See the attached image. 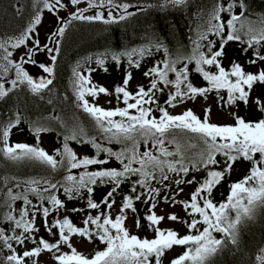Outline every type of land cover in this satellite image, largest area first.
I'll use <instances>...</instances> for the list:
<instances>
[{
  "label": "snow or ice",
  "instance_id": "1",
  "mask_svg": "<svg viewBox=\"0 0 264 264\" xmlns=\"http://www.w3.org/2000/svg\"><path fill=\"white\" fill-rule=\"evenodd\" d=\"M82 3L87 7H79ZM165 3L175 6L185 4L186 0H165ZM69 6L74 11L68 19L60 17L58 13ZM237 6L246 8L243 0L239 3L230 0L226 5L218 0L207 29L198 34L191 54L171 59L167 48H163L165 58L154 62L143 73L149 79V85H138L135 92L128 90L131 72H126L122 83L110 92L106 87L92 83L90 77L95 69L88 68L87 74L74 69L76 106L92 118L98 137L89 136L78 126L72 127L63 135L62 146L50 154L40 146L41 134L50 128L39 120L31 124L36 137V143L32 145L10 143L12 128L22 120L18 112L0 122V155L13 162H38L47 170L45 175L25 180L0 176V264H39L38 258L45 251L52 255L55 264H163V257L174 246H181L184 251L170 264H208L227 241L237 243L236 226L243 217L250 218L255 207L264 205V93L254 99L251 96L255 85H264V27L257 31L249 26L244 31L245 24L251 22L244 11L239 16L234 13ZM34 7L36 11L18 35L0 36V100L21 85L39 95L53 84L60 38L65 35L71 20L109 24L134 14L129 11L132 5L128 0H67V3L65 0H35ZM43 10L56 15L60 25L46 38L56 42L54 48L42 44L36 34ZM90 12L93 14H88ZM222 12L229 14L227 21L221 18ZM260 21L264 25V17ZM209 35L219 39V48L217 41L209 39ZM232 41L246 44L245 54L252 51L247 63L257 67L255 72L247 71L236 61H232L228 69L222 66L224 46ZM29 42L31 47H28ZM21 46L26 51L19 61H15L13 50ZM162 47L155 45L157 51ZM44 51L50 55L48 64L35 60L36 54ZM108 55L105 53L97 58L96 64L102 67ZM145 55H151L147 47L111 53V59L119 65L121 58L126 57L129 67L140 68ZM25 64L38 66L47 77L34 79L25 70ZM178 64L182 66L178 67ZM190 65H194V71L206 82L204 86L192 82ZM170 74L174 78H170ZM210 93L215 94L222 110L243 103L255 108L261 118L249 120L232 112L231 124H216L208 118L210 108L204 109L203 119L192 109L179 114L168 110L197 97L206 99ZM99 94L114 95L117 106L106 109L86 98H95ZM165 94L167 99L161 104L160 95ZM120 104L124 106L120 107ZM69 141L90 144L96 150L95 155H78L69 146ZM113 143L120 145L119 150L105 146ZM113 159L119 167H108ZM240 159L250 162L247 174L229 185V194L224 201L214 202L213 189L231 173ZM61 171L65 173L62 179H56L55 174ZM201 172L206 173L202 179L198 180L196 175L185 179L190 173ZM126 182L128 193L123 194L119 210L113 216L111 210L117 203L115 195ZM173 183L176 186L198 185L187 200L177 201L175 195L178 193L163 197L169 204H181L190 218L182 221L188 229L185 235L160 228L165 217L154 211L161 189L166 190ZM97 185L111 186L99 202L93 198ZM61 189L69 200L78 197L86 200L89 212L82 227L68 216L49 221L54 213L66 210L65 202L56 195ZM182 191L183 188H179V192ZM30 196L35 197V203ZM17 201L22 202L19 208L15 207ZM137 202L145 205L143 223L135 207ZM90 210H96V215L93 216ZM82 211L84 209L76 207L71 209L73 213ZM129 211L136 216V227L149 228L154 233L153 238H141L130 232L126 226ZM233 211L234 218L230 215ZM37 217L43 218L45 230L55 238L54 242L42 236L37 239ZM167 219L180 221L175 213ZM214 233H222L224 239H217ZM73 236L82 237L88 243L98 240L104 247L85 254L73 246ZM28 243L33 246L28 248ZM256 261L264 264V254L257 255Z\"/></svg>",
  "mask_w": 264,
  "mask_h": 264
},
{
  "label": "trees",
  "instance_id": "2",
  "mask_svg": "<svg viewBox=\"0 0 264 264\" xmlns=\"http://www.w3.org/2000/svg\"><path fill=\"white\" fill-rule=\"evenodd\" d=\"M128 2L132 5L131 12L134 14L122 21L109 24L100 21H70L65 35L60 38V51L56 53L57 61L54 65V76L52 77L53 84L50 85L48 89L43 90L41 94L37 95L33 94L26 85H21L13 93H10L3 100H0V122L7 121L9 117H12L17 112L22 116L20 124L11 130L10 143L35 144L36 137L31 130V124L33 121L37 120L50 128V131L42 133L40 136V146L43 147L42 140L46 139L51 150L43 148L50 154H53L55 149L62 146L63 135L72 127L78 126L79 128H83L89 136L98 137L99 133L93 127L94 122L92 118L81 108L76 106L73 85L75 77L73 75V70L76 69L77 71L87 74L88 68L95 69L90 77L92 83L104 86L106 82L111 85V90H113L115 85L122 83L126 72H131L132 79L129 82L128 90L130 92H135L137 88L131 89V85L135 84L136 79L142 76L154 62L165 58L163 48H167L169 58L171 59H175L178 55L191 54L194 41L198 39V34L200 32L206 31L208 19L218 0H186L185 4L175 6L166 4L165 0H128ZM220 2L226 5L230 0H220ZM34 3L35 0H0V36L18 35L20 31L27 26L32 15L36 11ZM237 3H239V0H237ZM243 3L246 8L242 9L237 6L234 8V13L239 16L240 13L244 11L245 17L251 22L250 25L245 24L244 31H246L249 26L259 31L261 27H264L260 21V18L264 17V0H243ZM44 11L45 10H43L42 14ZM221 18L227 21L229 19V14L222 12ZM237 26L239 27V25ZM209 39L216 40L217 48L220 47V42L217 37L209 35ZM156 44L163 46L160 51L156 50ZM144 47L150 49L151 55H145L141 59L140 68H135L134 66L129 67L126 57L121 58V63L119 65L111 59V53ZM246 47V44H241L239 42H228L224 46L222 66L228 69L230 68L231 62L236 61L244 66L247 71L255 72L257 67L247 63L252 56V51L249 50L247 54H245L243 49ZM203 50L206 51V48ZM105 53L109 55L105 58L104 65L102 67L98 66L96 64L97 58ZM177 66L180 67L182 65L178 64ZM190 69V79L192 82L197 86H204L206 82L194 71V65H190ZM170 78H174V75L170 74ZM141 85L147 87L149 85V79L146 78ZM261 93H264V85L257 84L254 86L251 96L254 99L261 95ZM100 97H102V94H99L95 98L90 96L86 98L90 103L96 104V100ZM208 98H213L216 101L214 93H210L206 99ZM166 99V94L160 95L161 104H163ZM200 99L205 98L197 97L195 100H187L177 107L169 108L168 110L172 114H175V111L185 103ZM119 106L123 107L124 105L120 104ZM217 106H219L218 103ZM104 108L108 109L114 107ZM229 109L238 111L240 116L249 120L261 118V114L256 111L255 108L246 106L243 103H240L235 108ZM154 115L158 117L159 113L154 112ZM52 116L60 117L61 119H45ZM69 146L76 153L79 152L83 154V156L88 155L91 157L95 155L96 150L88 143L78 144L75 141H69ZM105 146L111 147L113 150H119L120 148V145L114 143L106 144ZM141 151H143V145H141ZM218 159H220V157H218ZM240 165H243L246 171L239 180L247 174L251 166L250 162H246L243 159L238 160L234 164L231 173L213 189L212 198L214 202L218 203L226 199L229 194L230 184L226 186L223 191L220 192V190L225 186V182L231 176L234 169ZM108 167H119V164L113 159ZM74 171L78 172L82 170ZM45 174H47L45 166L40 165L38 162H13L0 155V176L7 175L25 180L30 177H38ZM64 174L65 173L61 171L55 174V178L62 179ZM193 175H196V178L199 180L202 179L206 173H190L185 179H191ZM154 186L160 187L155 184ZM186 186H190L191 188L189 193L190 197V194L198 185L195 183L192 185L185 183L176 186L173 183L166 190L163 188L161 189L160 197L157 202L160 200L161 196H165L164 192L166 193L168 190L179 189ZM110 187V185H97L93 198L99 202L110 190ZM128 190L129 185L126 182L115 195L117 201L116 205L120 206L122 196L128 193ZM56 195L65 202L66 208H81L88 214L89 210L86 208V200L84 198L78 197L69 200L64 196L62 189L56 192ZM84 195H86V193ZM189 197L187 199H189ZM30 199H33L34 203L36 202L35 197L30 196ZM21 204V201H17L15 207L19 208ZM135 207L138 211H145V205L139 202L135 204ZM90 211L91 214L96 213V210ZM129 213L131 212L129 211ZM55 214L57 213L53 215ZM230 215L234 218L235 212H231ZM187 219L190 218L187 216ZM42 223H44L43 218L37 217L36 226L39 229L37 237H39L41 233L40 227ZM236 233L237 243L233 244L230 240L227 241L222 249L210 258L208 264H257V255L264 254V252H262V250H264V205L255 207L250 218L243 217L241 222L236 226ZM214 236L217 239H224L222 233H214ZM32 246L31 243L27 244V247ZM97 247L103 248L104 245H101L98 241L94 249ZM174 247L178 250L177 254L167 261H164V256L163 264H170L172 259L182 254L184 251V248L181 246ZM20 250L22 251L23 249Z\"/></svg>",
  "mask_w": 264,
  "mask_h": 264
},
{
  "label": "rangeland",
  "instance_id": "3",
  "mask_svg": "<svg viewBox=\"0 0 264 264\" xmlns=\"http://www.w3.org/2000/svg\"><path fill=\"white\" fill-rule=\"evenodd\" d=\"M65 3H67V0H65ZM79 7H87V4L82 3L81 5H79ZM72 11H74V9L71 6H69L67 9L61 10L58 13V15L60 17H64L65 19H68L69 14ZM129 11H132V8H130ZM93 12H90L88 14H93ZM59 26L60 25L57 22V16L45 10L41 16V23L37 26V33H36L38 35V38L41 40L42 44L47 43L50 47H53V48L56 47V42L54 40H48L46 38L49 37L52 33H54ZM31 46L32 45L29 42L28 47H31ZM25 51L26 49L23 46H21L19 49L13 50L12 59L15 61H19V58L24 54ZM35 60L38 61L39 63H45V64H48L51 62L50 55L46 51L37 53L35 56ZM24 67H25V70L28 71L29 74L36 80H38L41 76L47 77V74L43 73L42 70L39 69L38 66L36 65L25 64ZM144 80H146L144 75L138 77L136 79L135 84L133 85H131L132 83L130 84L131 89H135L137 88L138 85L143 84ZM7 86L8 85H6V87ZM104 87L109 89L110 92L112 91L111 85L106 82L104 83ZM109 101H111V103H109ZM95 103L99 106H104V107H115L117 105V101L114 95H104V94H102V97L96 100ZM205 108H210L211 111L209 113L208 118L210 122L216 123V124H231L233 122V118L230 115V113L238 112L233 109L222 110L220 109L219 106H217V102L213 98H208V99H200V100L185 103L184 105H182L179 109L175 111V114H179L187 109H192L195 112V114H197L201 119H203L205 115L204 113ZM42 145L44 148L51 150L50 145L48 144L46 139L42 140ZM77 154L83 156V154L79 152H77ZM245 171L246 169L243 165L237 166L234 169L231 176L225 182V186L220 190V192L223 191L226 188V186H228L229 184L239 180V178L245 173ZM190 189H191L190 186L183 187L182 192H179V189H171V190H168L166 193L164 192V195L178 193L175 195V199L177 201H183L189 197ZM163 197L164 196H161L160 200L157 202V207L154 209L157 215L165 217V219L161 221L159 227L162 229L175 230L180 235L187 234L188 232L187 226L186 224L182 223V221L187 219V213L183 210L182 205L179 203L174 204V205L169 204L164 201ZM119 207L120 206L118 205H115L113 207V209L111 210L113 216L117 214ZM71 209L72 208L68 207L66 208V210L53 215L52 217L49 218V221L56 219V218L62 219L64 216H68L74 224L82 227L83 219L87 215V213L85 211L73 213L71 212ZM138 212L141 218V223H143L144 222L143 217L145 215V211H138ZM173 213L177 214L180 217V221L173 222L167 219V217ZM92 215L95 216L96 213H92ZM135 221H136V216L128 212V219L126 220V226L132 234H135L141 238L143 237L153 238L154 233L150 231L149 228L147 227H144V229L137 228ZM40 228H41V233L39 237L42 236L46 240H49L50 242L55 241V238L49 236V234L45 230L44 223L41 224ZM39 237H37V239ZM71 242L73 246L77 248L78 251H81L85 254H89L93 251L98 240H96L94 243H88L82 237L73 236ZM28 248H31V247H28ZM64 250L67 251L68 249L65 247ZM177 252H178L177 248L173 247L171 250H169L166 253L164 261H167L172 256L176 255ZM38 260H39V264H55L52 258V255L46 251L40 255Z\"/></svg>",
  "mask_w": 264,
  "mask_h": 264
},
{
  "label": "water",
  "instance_id": "4",
  "mask_svg": "<svg viewBox=\"0 0 264 264\" xmlns=\"http://www.w3.org/2000/svg\"><path fill=\"white\" fill-rule=\"evenodd\" d=\"M141 229H144V228H141Z\"/></svg>",
  "mask_w": 264,
  "mask_h": 264
}]
</instances>
